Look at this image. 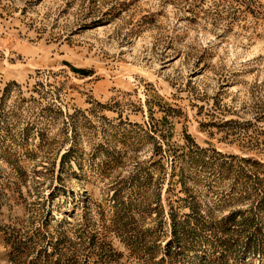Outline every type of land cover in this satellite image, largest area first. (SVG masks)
<instances>
[{"label":"rangeland","instance_id":"rangeland-1","mask_svg":"<svg viewBox=\"0 0 264 264\" xmlns=\"http://www.w3.org/2000/svg\"><path fill=\"white\" fill-rule=\"evenodd\" d=\"M231 213L264 235V0H0V264H264Z\"/></svg>","mask_w":264,"mask_h":264},{"label":"trees","instance_id":"trees-1","mask_svg":"<svg viewBox=\"0 0 264 264\" xmlns=\"http://www.w3.org/2000/svg\"><path fill=\"white\" fill-rule=\"evenodd\" d=\"M174 220V218H173ZM175 222V233L174 238L170 240L169 245L176 242L178 244H182L183 241L186 240L187 236H189L190 232H194L195 228H191L189 230V233H186L185 235L178 234V230L176 228V221ZM250 222L249 219H245V221L241 224V222L236 221V215L233 213L227 215L223 219V225L221 228H217L216 232V242L223 246L225 250H232V247L234 248L236 245L243 242L242 237L243 234H247L246 242H244V245L247 249V251L251 254H258L261 256H264V235L261 233V230L255 229L252 231V226H249L248 223ZM242 225H248L247 229H241ZM221 232L222 235H219ZM244 238V237H243ZM222 257H225L222 255Z\"/></svg>","mask_w":264,"mask_h":264}]
</instances>
